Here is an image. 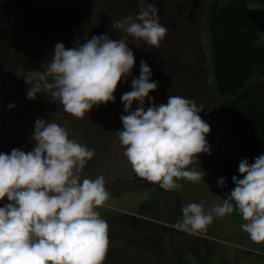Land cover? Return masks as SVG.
<instances>
[{
	"label": "rangeland",
	"instance_id": "obj_1",
	"mask_svg": "<svg viewBox=\"0 0 264 264\" xmlns=\"http://www.w3.org/2000/svg\"><path fill=\"white\" fill-rule=\"evenodd\" d=\"M140 3L141 0H0V153L10 154L13 149L32 151L35 121L41 118L65 127L70 139L95 150L81 177L103 176L110 193L105 206L96 209L109 225V247L103 264H190L195 259L200 264H260L264 262V244L254 243L242 230L245 221L238 211L215 218L202 234L191 235L173 225L182 221L181 210L190 203H203L206 211L222 204L217 181L225 179L223 188L230 195L235 187L232 177L243 178L238 171L241 160L251 164L264 154V81L252 77L245 94L238 99L223 101L217 96L209 38L203 26L211 0H192L186 5L175 0H145L158 8L159 21L168 29L158 48L143 40L137 43L112 27V20L137 15ZM35 20L43 25L64 21L69 27L70 48L81 45L93 29L101 32L106 25L114 40L126 38L135 65L126 81L118 84L114 103L94 105L83 119H78L46 95L27 98L24 92L29 86L16 72L39 71L34 67L33 42L29 41L36 33ZM37 32V37L49 45L46 33L41 37L43 33L39 29ZM257 44L264 45V41L259 39ZM46 52V56L52 55V51ZM141 61L151 68L150 82H158L157 89L149 93L156 105L166 104L169 96L192 100L203 106L199 115L211 129L206 136L211 154H199L198 165L193 166L206 173L203 180H178L182 187L163 195H157L156 183L134 173L115 133L123 130L121 116L128 114L121 97L132 90V79L139 78ZM19 63L31 66L18 67ZM41 100L44 104L39 107ZM12 104L15 107L10 108ZM149 106L145 98V109ZM132 107L138 108L139 101H134ZM144 201L150 204L146 211L141 208ZM7 203L10 201L5 197L0 207Z\"/></svg>",
	"mask_w": 264,
	"mask_h": 264
},
{
	"label": "clouds",
	"instance_id": "obj_2",
	"mask_svg": "<svg viewBox=\"0 0 264 264\" xmlns=\"http://www.w3.org/2000/svg\"><path fill=\"white\" fill-rule=\"evenodd\" d=\"M158 11L141 0L137 15L112 20V27L137 43L143 40L158 48L168 31ZM134 65L125 37L113 40L101 34L73 48L57 43L42 71L22 69L16 74L29 86L28 99L46 95L64 112L83 119L94 105L115 102L118 84L126 81ZM151 75L150 66L141 61L139 78L132 79V90L121 97L128 114L121 116L123 130L115 133L138 177L174 191L182 187L178 180H203L206 173L193 166L199 154H211L206 139L211 129L199 115L203 106L192 100L169 96L166 104L156 105L149 93L158 82H150ZM145 98L151 103L147 109ZM134 101H139L135 110ZM32 139V151L0 153V201H10L0 207V264H103L109 225L96 209L105 206L110 193L103 176L81 177L95 150L70 139L65 127L42 118L35 121ZM238 171L243 178L232 177L235 187L222 204L206 211L203 203H190L173 227L202 234L215 218L235 210L251 241L264 244V154L251 164L241 160ZM217 184L225 186V179Z\"/></svg>",
	"mask_w": 264,
	"mask_h": 264
},
{
	"label": "trees",
	"instance_id": "obj_3",
	"mask_svg": "<svg viewBox=\"0 0 264 264\" xmlns=\"http://www.w3.org/2000/svg\"><path fill=\"white\" fill-rule=\"evenodd\" d=\"M175 1L180 5H186L192 0ZM255 1L211 0L203 17V26L209 38L214 90L220 100L242 97L252 77L264 81V46L257 44L260 35L264 32V8L253 6ZM38 22L35 20L36 33L31 35L33 41L31 39L29 41L33 42L34 67L42 71V64L52 56H46V51H52L53 54L57 43H63L66 48H70V35L69 27L64 25V21L61 23L51 21L47 22V25L36 24ZM38 29L43 33L41 37L46 33L48 40H51L49 45L37 37ZM98 31L99 29H93L92 33L89 32V36L83 39L82 44L86 42V39L101 34L108 35L114 40L107 25L102 27L101 32ZM24 65L31 66V64L26 63ZM24 65L22 63L17 64L18 67ZM26 92H24L25 95ZM43 104L44 101L41 100L39 107H42ZM156 189L157 195H163L167 192L158 184H156ZM220 191L221 198L226 199L229 195L228 191L223 187H220ZM141 208L144 211L150 209L149 201L142 202ZM190 264H200V262L195 259Z\"/></svg>",
	"mask_w": 264,
	"mask_h": 264
},
{
	"label": "crops",
	"instance_id": "obj_4",
	"mask_svg": "<svg viewBox=\"0 0 264 264\" xmlns=\"http://www.w3.org/2000/svg\"><path fill=\"white\" fill-rule=\"evenodd\" d=\"M253 6L264 8V0H256L255 3H253ZM259 39H262V41H264V32L260 35ZM260 46H264V45H260ZM260 264H264V262H260Z\"/></svg>",
	"mask_w": 264,
	"mask_h": 264
},
{
	"label": "flooded vegetation",
	"instance_id": "obj_5",
	"mask_svg": "<svg viewBox=\"0 0 264 264\" xmlns=\"http://www.w3.org/2000/svg\"><path fill=\"white\" fill-rule=\"evenodd\" d=\"M15 2V1H14Z\"/></svg>",
	"mask_w": 264,
	"mask_h": 264
}]
</instances>
